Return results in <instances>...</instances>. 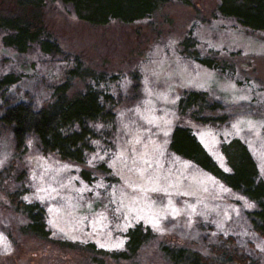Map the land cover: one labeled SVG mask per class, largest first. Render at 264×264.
Instances as JSON below:
<instances>
[{
  "label": "rangeland",
  "instance_id": "1",
  "mask_svg": "<svg viewBox=\"0 0 264 264\" xmlns=\"http://www.w3.org/2000/svg\"><path fill=\"white\" fill-rule=\"evenodd\" d=\"M217 4L167 0L148 19L97 27L69 6L46 2L45 38L21 54L4 44L8 32L0 28V113L18 101L38 108L71 79L70 94L91 86L111 97L114 115L87 123L92 135L81 165L31 145L14 155L10 137L0 135V264H170L161 247L208 255L226 238L264 264V239L246 217L254 204L168 148L172 129L187 127L227 171L220 145L239 139L264 181V31L219 17ZM20 14L12 0H0V16ZM212 57L216 70L195 60ZM6 76L17 82L3 86ZM188 91L221 104L226 121L205 125L179 115L177 102ZM14 192L44 210L49 241L20 233L25 218L10 205ZM137 225L151 240L132 259L109 258ZM88 244L105 254L78 249Z\"/></svg>",
  "mask_w": 264,
  "mask_h": 264
},
{
  "label": "trees",
  "instance_id": "2",
  "mask_svg": "<svg viewBox=\"0 0 264 264\" xmlns=\"http://www.w3.org/2000/svg\"><path fill=\"white\" fill-rule=\"evenodd\" d=\"M54 1L69 6L79 21L97 27L106 26L112 21L123 25L135 24L150 18L167 3V0H12L21 14L0 16V28L8 32L4 44L21 54L30 45L42 41L45 35L40 11L46 2ZM216 14L224 19H232L247 31H264V0H218ZM42 47L48 50L50 43L43 41ZM217 59L195 60L204 67L216 70L220 65ZM87 74H90L88 70ZM70 80L55 86L49 99L38 108L18 101L12 102L0 113V135L10 137L14 155L25 154L31 145L42 155H53L63 162L84 163L92 135L87 123L103 118L112 120V100L91 86L82 93L70 94ZM16 82L12 76H6L1 84L11 86ZM177 112L205 125L226 121L221 104L210 101L205 92L184 93L177 102ZM168 148L177 157L207 172L253 203L255 208L247 212L246 217L252 231L264 239V181L260 179L256 163L245 144L234 138L220 145L227 171L212 160L187 127L175 126L172 129ZM22 195L21 192H14L8 196L12 208L25 218L19 228L20 233L40 241H49L44 210L37 204L22 201ZM151 238L149 229L137 225L127 231L123 251L106 255L114 260L132 259ZM220 241V245L210 248L208 255L182 248L161 247L160 250L170 264H259L258 260H252L239 248L234 239ZM58 245L71 250L76 248L68 242H58ZM78 249L105 254L90 244Z\"/></svg>",
  "mask_w": 264,
  "mask_h": 264
}]
</instances>
